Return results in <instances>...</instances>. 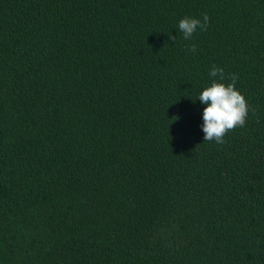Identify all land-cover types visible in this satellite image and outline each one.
I'll return each mask as SVG.
<instances>
[{
  "label": "trees",
  "instance_id": "trees-1",
  "mask_svg": "<svg viewBox=\"0 0 264 264\" xmlns=\"http://www.w3.org/2000/svg\"><path fill=\"white\" fill-rule=\"evenodd\" d=\"M0 264H264V0H0Z\"/></svg>",
  "mask_w": 264,
  "mask_h": 264
},
{
  "label": "clouds",
  "instance_id": "clouds-1",
  "mask_svg": "<svg viewBox=\"0 0 264 264\" xmlns=\"http://www.w3.org/2000/svg\"><path fill=\"white\" fill-rule=\"evenodd\" d=\"M210 18L205 13L203 19L184 17L179 21L178 28L185 40H190L197 29L206 31ZM172 41L176 36L169 35ZM191 52H196V45H186ZM209 76L212 78L210 85L205 86L199 94V101L206 105L203 109L204 141H215L217 144H224L226 134L236 129L244 127L249 105L244 95L235 87L238 76L230 74L231 83H224V69L212 66Z\"/></svg>",
  "mask_w": 264,
  "mask_h": 264
}]
</instances>
